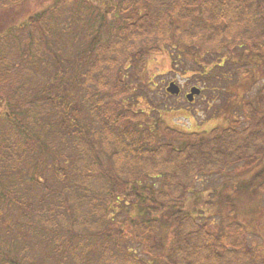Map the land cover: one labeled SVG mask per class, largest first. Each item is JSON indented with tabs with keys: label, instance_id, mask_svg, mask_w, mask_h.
Segmentation results:
<instances>
[{
	"label": "trees",
	"instance_id": "obj_1",
	"mask_svg": "<svg viewBox=\"0 0 264 264\" xmlns=\"http://www.w3.org/2000/svg\"><path fill=\"white\" fill-rule=\"evenodd\" d=\"M18 1L0 0V42L5 43L0 44V81L7 76L2 74L6 66H16V61L7 58L8 45L23 38L19 31L34 27L52 41L49 45L47 38L44 56L53 63L60 87L71 85L84 95L79 108L68 113L62 107L65 115L61 116L59 107H54L56 102L46 96L52 88L43 87L45 91L34 104L27 101L26 90L17 83L20 75L8 79L14 92L8 100L10 109L0 116V253L4 252L0 264H106L103 260L111 253L114 240L107 229L97 230L100 224L94 220L112 221L114 205L121 197L129 200V191L135 192L145 208L139 206L138 221L132 218L134 225L140 224V234L133 233L129 243L139 245L146 239L148 259L133 258L128 251L135 264H264V252L249 243L245 226L232 208L227 224L214 231L184 210L200 176L225 174L238 165L247 172L257 169L253 178L264 192V93L244 103L232 125L215 127L207 135L180 132L160 121L171 142L159 141V119L151 125L147 112H135L120 101L128 94L125 79L130 77L144 86L148 59L169 50L174 51V62L176 52L180 58L194 60L200 70L195 76L202 94L211 89L227 93L236 81L225 78L229 74L226 67L245 62L242 56L247 51L258 53L255 40L264 42V0H105L107 4L97 0L101 4L93 24L86 21L85 5L76 15L84 16L83 23L75 24V6L81 0H61L55 9L29 16L20 24L27 15H18ZM242 41L248 46L240 53ZM231 42L238 47L236 51L230 50ZM199 43L206 46L205 53L199 50ZM223 47L227 50L220 57L218 48ZM215 70L220 76L212 74ZM68 72L73 74L71 84L65 76ZM106 81L109 84L104 87ZM85 84L90 87L88 96ZM140 87L133 84L129 89ZM39 103L45 104L42 114L36 112ZM149 110L159 112L152 105ZM20 117L31 118L40 128L50 127L53 137L35 141L22 129ZM243 121L247 126L241 130ZM52 148L62 164L53 177L54 189L47 187L48 179L40 183L41 176L36 178L34 169L31 200L18 197L19 189H12L15 183L9 177L13 174L16 181H24L25 172L19 170L22 161L42 160ZM85 159L89 162L84 163ZM95 176L103 184L98 191L107 201L91 193L90 180ZM147 178L160 179V187L144 182ZM4 181L13 182L11 191ZM39 200L46 203L38 206ZM14 203L25 210L26 220L23 226L7 221L10 226L4 235L2 222ZM22 245L23 251L19 249Z\"/></svg>",
	"mask_w": 264,
	"mask_h": 264
},
{
	"label": "rangeland",
	"instance_id": "obj_2",
	"mask_svg": "<svg viewBox=\"0 0 264 264\" xmlns=\"http://www.w3.org/2000/svg\"><path fill=\"white\" fill-rule=\"evenodd\" d=\"M60 1L61 0L18 1V15L22 13L27 15L23 17L24 20L20 22V24L26 22L29 16H33L48 9H55ZM88 1L90 2L88 3L86 0H81L80 3L75 6V11H78L74 14L75 24L76 22L82 24L86 14V21L92 24L95 22L94 16L98 17L97 12L100 9L99 5L101 3L97 0ZM102 1L104 4H107L105 0ZM81 5H85V11L87 12L83 17H76L80 12ZM101 9L102 11L104 10L103 8ZM65 13L69 16L71 14L66 11ZM5 19L11 21V18L6 17ZM17 26H19V24H17ZM19 32L23 35V38L19 43L11 44V46L8 45L9 52L6 51V55H8L7 58L10 61H16V66L13 69L10 64L6 66V70L4 69L2 72L4 76H7L5 77L6 80L0 81V116H2L7 109H10L8 107V100L12 99L11 97L13 96L14 89L13 85L8 84V79L11 80L10 77L13 75L15 78L19 75L22 77L17 83L21 84V90H26L27 101L32 100L35 104L38 101V95L45 91L44 88H52L51 93L43 94L53 98L54 102L57 103H54V107H59L60 112H62L61 116L65 115L62 107H66L68 113L79 108L80 99L83 97L84 91L80 89H78L80 91H73L71 85H67L66 89L61 88L60 82L55 79L56 71L53 63L48 61L44 56L48 51L45 46L48 45L47 38L49 39V45L52 44L50 38L44 35L43 30L35 29L34 27H27L24 31ZM10 38V36L7 37V40ZM254 42L257 44L256 48L259 50L258 53L252 51V54H250L249 51H247L242 56L245 62L237 64L236 67L234 65H228L226 67L229 74L226 75L225 78L230 77L233 81H236L235 85H230L228 87L227 93H214L213 89H211L196 98L194 104H189L185 96L192 87L197 86L196 81L198 79L195 73L200 71L199 67L195 64L193 59L185 60L182 57L180 58L177 52L176 61L174 62L172 57L174 51L169 50L148 59L147 71L144 74V82L142 84L144 86L140 87L141 83L138 81L135 82V80L130 77L125 79V83L128 87L124 86V88L128 94L124 95L120 101L123 102L126 108H131V110L135 112H147L148 120L151 125H154L157 119H159V126L156 132L160 142L172 141L171 137L164 134L160 121H163L168 128L184 133H202V135L209 134L215 127H228L232 125V120L242 113L244 103L251 101V99L255 98L258 94L264 93V42L260 39ZM0 44L4 45L5 43L1 41ZM240 44L243 45L239 52L243 50L244 46H248L244 42ZM198 45V48H200L199 50L205 53L206 46L203 48L201 43ZM228 45L232 51L238 49V47L234 45V42ZM223 50L226 51L227 48H218L217 54L220 57L223 55ZM11 70L12 73L7 74ZM220 73L218 70H215L212 74H214V76H220ZM66 75L69 76L67 82L70 84L74 82L71 72L66 73L65 76ZM171 82H175L181 87L182 94L180 97L175 98L167 95L166 88ZM29 83H31L32 86L28 87L27 84ZM108 84L109 83L106 81L104 87ZM133 84L140 88L130 90L129 88ZM212 84L216 86L215 82H212ZM85 90L88 96L90 87H88L87 84H85ZM86 98V102H88V97ZM96 98L98 99V94H96ZM2 99H4L5 102ZM88 105L90 106V104ZM150 105H152V107H158L159 112L156 113L149 110ZM44 106V103H39L36 107V112L42 114L41 111H43ZM234 107H239L238 111ZM75 116L77 115L75 114ZM85 117L89 122L92 121L86 114ZM19 120L21 121L20 125L22 129H25V132L30 137H33L35 141L38 142L39 138L43 139L47 137L49 140L53 137L51 133H54V131L50 127L40 128V125L31 122V118L20 117ZM243 123L244 124L240 127L241 130L247 126L245 121H243ZM69 126L71 129L73 128L70 123H68L67 127L69 128ZM57 156V151L52 148L45 156L41 157L42 160L33 158L24 163L22 161L19 170L20 172H25L26 176L22 177V179L25 180L16 181V176L12 174L9 178L14 181L15 186L13 187L12 181H4L6 182L5 185H7V191H11L10 187H13L12 189H19L17 193L18 197H23L22 195H24L27 200H31L33 192H31L30 189L35 182L34 169L38 171L35 172L36 178L41 176L38 181L44 183L45 180L48 179L47 187L53 190L55 187L53 184V177L60 172L59 168L62 165L58 164L59 162L56 161ZM85 162L89 161L85 159L84 163ZM245 170L246 169L242 165H238L230 168L225 174H212L205 178L200 176V179L192 189V193L188 196V201L184 210L198 217L197 220L199 222L206 223L207 225L209 224V230L214 231L227 224L229 214L233 209L237 212L235 217L245 226L249 243L255 245L264 252V192L258 188V182L253 178L257 173V169L250 172ZM144 182L149 185H155V188L160 187L161 183L160 179L150 178L145 179ZM90 183L91 193H96L97 198L101 201H107L108 198L104 195L101 196L102 193L98 191L103 185L101 180L95 176L90 180ZM141 186L143 187L144 185L142 184ZM142 187L136 186L137 189H141ZM78 190L80 189L78 188ZM41 191L43 192L44 188H41ZM128 194L129 200L121 197V202L119 201L114 205L112 221H108L107 223L100 217H96L94 220L95 222L97 221L98 225L100 224L97 230L101 231L107 229L114 242L116 239L120 240L118 245H114V242L111 243V253L106 254L109 259L105 256L103 260L106 264H135L133 259L135 257L144 260L148 259L144 253V246L147 244L146 239L145 241L144 239L141 240L142 242L140 241L139 245H136L134 242L129 243L133 233L134 235L140 234V229L138 228L140 224L134 225L132 218L138 221L139 206L144 210L145 208L141 205V201L135 196L134 191H129ZM33 200L34 199H32V201ZM0 203H2V201H0ZM37 203L38 206H42L46 202L39 200ZM123 203H127V207H123ZM21 207H24V205ZM9 210L10 212L6 216L7 220L4 221V223L2 222L3 226L1 232L4 235H6V230L10 226L9 224L18 221L19 225L23 226L26 220L25 210H22L17 203L10 206ZM14 223L11 226L18 229V226L14 225ZM220 224L221 226H219ZM20 229H22V227H20ZM170 234L169 232V235ZM5 239L7 240V238ZM143 241L145 242L144 245ZM93 244H96V241H93ZM19 249L23 251V245L20 246ZM128 251L132 252L133 258L129 255ZM0 255L3 257L4 252L0 253Z\"/></svg>",
	"mask_w": 264,
	"mask_h": 264
},
{
	"label": "water",
	"instance_id": "obj_3",
	"mask_svg": "<svg viewBox=\"0 0 264 264\" xmlns=\"http://www.w3.org/2000/svg\"><path fill=\"white\" fill-rule=\"evenodd\" d=\"M167 93L172 96H179L181 93V88L175 82H171L167 88ZM201 95V89L198 87H193L189 94L186 96L189 103H192L196 96Z\"/></svg>",
	"mask_w": 264,
	"mask_h": 264
},
{
	"label": "flooded vegetation",
	"instance_id": "obj_4",
	"mask_svg": "<svg viewBox=\"0 0 264 264\" xmlns=\"http://www.w3.org/2000/svg\"><path fill=\"white\" fill-rule=\"evenodd\" d=\"M186 96H187V94H186ZM186 96H185V97H186ZM179 97H180V96H179Z\"/></svg>",
	"mask_w": 264,
	"mask_h": 264
}]
</instances>
